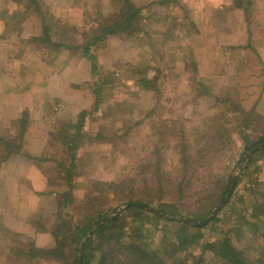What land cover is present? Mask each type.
Wrapping results in <instances>:
<instances>
[{"label":"trees","instance_id":"obj_1","mask_svg":"<svg viewBox=\"0 0 264 264\" xmlns=\"http://www.w3.org/2000/svg\"><path fill=\"white\" fill-rule=\"evenodd\" d=\"M24 1L13 0L18 6H22ZM28 1L27 11L12 15L9 24L22 30L25 18L38 16L44 26L39 37L22 42L33 45L36 50L40 46L41 50H46L45 62L48 66L64 58L63 64L66 56L79 53L83 61L89 63V71L76 67L70 74V93L76 90V76L80 73L79 77L84 81L93 78L94 84L96 81L99 86L104 84L105 78L100 76L102 70L96 54L98 47L102 45L103 48L112 37L135 38L139 36V31L149 36L150 29L156 23L168 26V37L179 28L176 20H170L171 12L160 14L153 8L159 4L167 5L168 0H153L147 4L136 0H70L73 9L68 10V14L70 20L74 19L73 23L57 25L54 24L56 15L44 0ZM254 1L259 0H234L233 6L250 19L249 8H252ZM177 8L185 10L184 13L187 11L182 5ZM73 15H77V18ZM53 34L57 37L60 35L62 39L52 41ZM191 53L192 50L188 58L191 88L202 97H214L216 103L222 106L220 112L209 116L205 128L200 130L212 133V139L208 138L207 141H216V151H227L233 143L230 141L226 145L225 135L228 137L229 130L233 128L230 131L233 132L238 127L233 111H238L239 103L235 98L214 95L208 86H204L196 75L198 69ZM11 62H8L9 65ZM62 64L59 68L54 66L55 71L61 72L64 68ZM157 69L158 74L154 77L148 78L146 71L139 79L144 89H158V76L163 69L160 66ZM97 73L99 77L95 78ZM50 103L44 106L57 104ZM87 113L86 107L76 117L67 120L58 117L53 125L49 123L35 129L34 132L38 131V136L43 138V148L39 157L29 155V158L37 164L50 160L58 163L61 157L65 158L66 163L61 160L59 164L65 168L68 182L72 184L79 174L78 165L83 160L84 146L91 140L86 129ZM27 115L25 111L20 120L22 127L19 134H13L8 128L0 134V165L12 155L24 154L28 150L24 136L31 123ZM48 116V112H43L40 119ZM170 120L169 131L159 132L158 140L148 152L152 157L142 156L146 162L150 160L142 166L139 163L141 171L152 170L149 177L142 175L138 179L125 175L113 180L91 179L84 202L78 209L79 214L84 211V217L78 221L75 216L63 212L64 208L73 204L72 194L63 193L61 201L54 196L51 200L52 208H55L53 211L57 209L68 217V221L61 220L62 233L55 247L43 250L29 245L28 250L18 249L15 252L18 256L12 258V263L35 264L38 259L50 257L59 264H79L81 245L86 241L82 264H264V134L256 140L247 141L244 151L235 160L240 172L224 183L213 172V162L208 158L211 151L207 149L194 156L190 151L193 145L192 137L187 134V126L178 123V117H171ZM38 122L45 123L42 120ZM178 126L182 128L179 135L175 129ZM192 127L196 132L195 126ZM130 130L129 127L119 126L114 135L120 138L121 132L128 133ZM106 135L96 133L95 136L104 139ZM172 142L182 148L181 164L168 170L164 162L167 161V151ZM59 148H64L60 157L55 152ZM138 169L136 165L133 172ZM196 182H202L203 194L207 197L200 196ZM251 188L253 191L249 195ZM238 191L241 193L238 194ZM38 194L46 196L43 191ZM132 203L143 205H130L118 213L123 206ZM220 204L223 206L212 219L204 225L196 224L205 221ZM57 216L59 220L63 217L60 214ZM2 260L0 258V264H6Z\"/></svg>","mask_w":264,"mask_h":264},{"label":"rangeland","instance_id":"obj_2","mask_svg":"<svg viewBox=\"0 0 264 264\" xmlns=\"http://www.w3.org/2000/svg\"><path fill=\"white\" fill-rule=\"evenodd\" d=\"M136 1L147 4L153 0ZM168 1L167 5L151 6L160 14L171 12L170 20H176L179 24V28L172 31L169 37L166 34L168 26L156 23L150 29L149 36L139 31L138 37H112L103 48L102 45L98 47L96 57L102 70L100 76L105 78L102 86L96 80L94 84L93 78L84 81L79 77L80 73L75 75L78 82L72 93H54L55 97L46 93L47 96L39 91L45 88L47 79L53 73H59L54 66L59 68L64 58L59 62L55 60L53 66L49 67L29 56L27 51L32 48L31 45L22 42L19 48L12 46L15 59L9 65L10 76L16 75L25 89L34 92L37 98L35 104L43 105L37 114L31 115L27 110L30 123L35 122L29 126L40 129L49 123L53 125L58 117L61 120L76 117L87 107L86 129L91 140L84 146L83 160L78 165L79 174L72 184L68 182L65 168L59 164L61 160L66 163L63 157L58 163L51 160L38 163L42 169L38 166L40 175L45 181L43 190L32 189L28 183L31 180L19 184L12 179V170L4 166L0 169V258L3 263L13 264L12 258L18 256L15 253L18 249L28 250L33 246L49 250L55 247L62 233L61 220L68 221V217L57 209L53 211L55 208H52L51 200L54 196L61 201L63 193L72 194L73 204L64 208L63 212L75 216L78 221L84 217V211L79 214L78 209L84 202L91 179L113 180L125 175L138 179L142 175L149 177L152 170L141 171L139 163L142 166L150 160L146 162L142 156L152 157L148 152L158 140V133L169 131L171 117H178V123L187 126V134L192 137L193 145L190 151L194 156L207 149L211 151L208 158L213 162V172L224 183L240 172L235 160L244 151L247 141L256 140L264 134V0L254 1L252 8H249L250 19L240 9L234 8V0ZM25 2L29 4L28 0ZM57 4L54 24H72L74 19L70 20L68 14V10L73 9L70 0H56L54 5ZM176 5H182L187 11L184 13L185 10H180ZM74 16L77 18V15ZM51 38L52 41L62 39L54 34ZM191 50L198 69L196 75L204 86H208L214 95L235 98L239 103L238 111H233L238 127L233 132H230L233 128L230 129L228 137L225 135L226 145L230 141L233 143L227 151H216V141H207L208 138L212 139V133L200 130L205 128V122L212 113L220 112L221 105L216 103L214 97H202L191 88V67L188 64ZM40 52L46 53V50ZM81 55L65 57L62 68L67 64L70 67L62 70L63 77L72 74L76 67L89 71V63L83 61ZM159 66L163 71L158 76V89H144L139 79L146 71L148 78L154 77L158 74ZM55 98L58 100H53ZM48 102H51L50 105L53 102L57 104L45 107L44 104ZM43 112L49 113L46 119H40ZM40 120L45 123L38 122ZM20 124L15 123L14 128H20ZM119 126L129 127V130L131 127V130L121 132L119 138L114 135ZM192 126H195L196 132H193ZM175 129L177 135L182 131L180 126ZM96 133L107 134V137L96 138ZM63 150H55L56 155L62 156ZM167 155L165 169L180 166L182 148L176 142L171 143ZM136 165L140 172H133ZM196 187L200 196L207 197L203 194L202 182H196ZM41 191L48 197L39 195ZM252 191L251 188L249 195ZM8 192L11 194L8 195ZM58 214L63 215L60 220ZM35 264L59 263L55 258L48 257L36 260Z\"/></svg>","mask_w":264,"mask_h":264},{"label":"crops","instance_id":"obj_3","mask_svg":"<svg viewBox=\"0 0 264 264\" xmlns=\"http://www.w3.org/2000/svg\"><path fill=\"white\" fill-rule=\"evenodd\" d=\"M55 1L56 0H44L51 8L50 11L52 13L58 8V4L54 5ZM27 5L25 1L22 6H18L13 0H0V134L7 128L13 132V134H19L22 125L20 124V128L16 129L14 128V124H19V122H21L20 120L23 118L24 112L29 110L31 115L33 113L37 114L39 110L43 108V105L40 106L35 104L37 98H35L34 92L25 89V86H22L20 83L21 80L18 79L16 75L14 76V74H12L10 76L11 73L9 72V68H7V66H9L8 62H11V59H15L13 57L12 46L19 48L23 40L39 37L42 34L44 25L38 16L25 18L22 24V30H19L17 26L15 27L9 24L12 15L27 11L29 6ZM40 51L41 46L37 50L33 46L32 48L30 47L27 52H29V56H33V58L36 59L35 61L39 64L41 63L47 66L45 62L46 54ZM66 67H70L69 64H67L65 68ZM65 68H63L64 71ZM61 73L62 71L55 74L53 73L50 76L51 78L47 79L45 88L41 86L42 90L39 92L45 94L50 93L53 96L54 93L59 92H66L69 94L71 88L69 86L71 73H69L67 77H63ZM60 75L62 77H60ZM41 85H44V83ZM54 88L57 89L53 91ZM60 88H63V90L61 91ZM31 123H35L34 120ZM35 129L37 128L30 126L28 132H26L24 136L25 141H27L26 149L28 148V150H26L24 154L12 155L7 160V163H2L0 165V169L4 166L12 170V179L19 184L21 182L23 183V181L31 180L28 183L32 186V189L43 190L45 181L40 175L41 173L38 169L39 164L29 158V155H31V157H39L43 148V138L38 136V131L34 132ZM40 170H42L41 167ZM7 194L10 195L11 193L8 192Z\"/></svg>","mask_w":264,"mask_h":264},{"label":"water","instance_id":"obj_4","mask_svg":"<svg viewBox=\"0 0 264 264\" xmlns=\"http://www.w3.org/2000/svg\"><path fill=\"white\" fill-rule=\"evenodd\" d=\"M135 204H139V205H143L142 203H132V204H128L123 206L118 213H122L128 206L130 205H135ZM223 206V204L218 205L212 212V214L203 222L201 223H196L198 225H204L206 224L210 219H212L220 210V208ZM86 241H83L82 245H81V250H80V259H79V264H82V258H83V253H84V245H85Z\"/></svg>","mask_w":264,"mask_h":264}]
</instances>
